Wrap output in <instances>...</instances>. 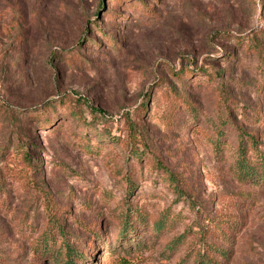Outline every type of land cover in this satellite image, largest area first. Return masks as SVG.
I'll return each mask as SVG.
<instances>
[{
    "label": "rangeland",
    "instance_id": "obj_1",
    "mask_svg": "<svg viewBox=\"0 0 264 264\" xmlns=\"http://www.w3.org/2000/svg\"><path fill=\"white\" fill-rule=\"evenodd\" d=\"M240 130L258 162L264 0H0V264H264Z\"/></svg>",
    "mask_w": 264,
    "mask_h": 264
},
{
    "label": "trees",
    "instance_id": "obj_2",
    "mask_svg": "<svg viewBox=\"0 0 264 264\" xmlns=\"http://www.w3.org/2000/svg\"><path fill=\"white\" fill-rule=\"evenodd\" d=\"M144 4V3H143ZM148 6V4H144L142 5V7L146 8ZM190 72V71H188ZM204 76H206V79L210 78V74L208 71L203 70V74ZM181 81H183V78L179 77ZM92 112L94 114L98 113L99 110H92ZM71 113V112H68ZM72 115H75L74 112L71 113ZM239 129H241L239 127ZM242 133L239 134V145H238V161H237V167L239 169L240 172V178L245 180H251L254 183H264V155H257L258 158V162H250V160L247 158V153H246V147H245V142H244V138L243 136H246L248 139L251 140L252 143H254L255 141V134L251 133H246L243 130H240ZM218 140H216L215 144L217 145ZM254 145V144H253ZM85 150H88L89 152L90 150V146H86L84 147ZM156 158H154V160H156ZM164 173L166 175L163 176V180H166L167 182H172L174 181L172 179V174L169 173L165 168H163ZM146 220H143V222L141 223L142 228L145 231V223ZM120 226H119V230L117 232V236L118 239L116 240V242H120L122 239L124 240V243H129L131 241H133V239L136 238H140L141 236L138 235V231H137V224L135 223H122L121 221H119ZM163 224L159 223V224H153L152 226V232H154L155 234H159L161 233V231L163 230ZM132 238V239H131ZM103 239L100 238V241H102ZM87 243V248L91 247V242H86ZM85 243V244H86ZM132 243V242H131ZM45 247H48V244L45 245ZM173 247H170V250H173ZM47 249V248H45ZM95 251V249L93 250V252ZM53 256L52 257V262H54L55 264H81V262L79 263V260L81 259V257H84L82 255L81 251H78V249L70 244L69 242H65L64 245L62 246V248H60L59 251L57 252H53ZM225 250L221 247H218L214 244L210 243H205L202 248L195 254L194 258H193V264H223V261L221 258L225 257ZM85 258V257H84Z\"/></svg>",
    "mask_w": 264,
    "mask_h": 264
}]
</instances>
